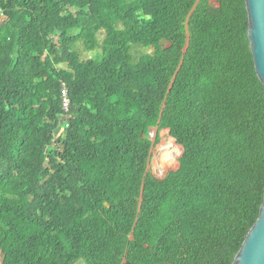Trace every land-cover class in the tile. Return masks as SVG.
<instances>
[{"label": "trees", "instance_id": "16d2710c", "mask_svg": "<svg viewBox=\"0 0 264 264\" xmlns=\"http://www.w3.org/2000/svg\"><path fill=\"white\" fill-rule=\"evenodd\" d=\"M206 2L0 0L1 264H232L264 200V84L245 0ZM154 127L183 148L161 179Z\"/></svg>", "mask_w": 264, "mask_h": 264}, {"label": "water", "instance_id": "95a60500", "mask_svg": "<svg viewBox=\"0 0 264 264\" xmlns=\"http://www.w3.org/2000/svg\"><path fill=\"white\" fill-rule=\"evenodd\" d=\"M245 5L248 15V39L254 67L258 78L264 84V0H245ZM172 139L176 142L175 138L172 137ZM182 152L181 147L179 157ZM232 264H264V200L258 218L246 235Z\"/></svg>", "mask_w": 264, "mask_h": 264}, {"label": "rangeland", "instance_id": "374dc122", "mask_svg": "<svg viewBox=\"0 0 264 264\" xmlns=\"http://www.w3.org/2000/svg\"><path fill=\"white\" fill-rule=\"evenodd\" d=\"M4 20V17H3ZM159 138V140L156 142V139ZM171 136L168 132V130H161L159 131L157 127L150 129V139L153 143V146L151 148V158L147 167V170L155 177L157 178H163L169 171L175 170L178 166V158L176 159L177 165L166 163V160L163 161L166 165V171L162 173L160 164H161V157H162V151L166 150L162 148V144L168 145L167 150L170 152L169 157H173L174 153L178 151V144L174 141V143L170 144L171 142ZM180 147V146H179ZM163 149V150H161ZM168 164V165H167ZM2 255L0 252V264H1Z\"/></svg>", "mask_w": 264, "mask_h": 264}, {"label": "bare ground", "instance_id": "6f19581e", "mask_svg": "<svg viewBox=\"0 0 264 264\" xmlns=\"http://www.w3.org/2000/svg\"><path fill=\"white\" fill-rule=\"evenodd\" d=\"M172 143H174V140L171 138L170 144H172ZM161 147L166 149V150L161 149L163 151H162L160 168H161L162 173H164L166 171V165H165V163H163V161L166 160V163H169L171 161L170 164L174 163L175 165H177L176 159L178 158V156L181 153V147L178 146V151L176 153H174L173 157H169L170 152L167 150L168 145L162 144Z\"/></svg>", "mask_w": 264, "mask_h": 264}, {"label": "crops", "instance_id": "0c3cea01", "mask_svg": "<svg viewBox=\"0 0 264 264\" xmlns=\"http://www.w3.org/2000/svg\"><path fill=\"white\" fill-rule=\"evenodd\" d=\"M201 2V0H199ZM208 11L211 13H218L220 10L219 0H207ZM5 18V15L3 16ZM2 21V20H1Z\"/></svg>", "mask_w": 264, "mask_h": 264}, {"label": "built area", "instance_id": "2783aa9c", "mask_svg": "<svg viewBox=\"0 0 264 264\" xmlns=\"http://www.w3.org/2000/svg\"><path fill=\"white\" fill-rule=\"evenodd\" d=\"M3 16H4V13H3V10H2V8H0V25H1V20L3 19ZM66 89L64 88L63 90H62V105H63V109L65 110V111H67L68 109V104H69V101H68V97H67V95H66Z\"/></svg>", "mask_w": 264, "mask_h": 264}, {"label": "clouds", "instance_id": "9594fccd", "mask_svg": "<svg viewBox=\"0 0 264 264\" xmlns=\"http://www.w3.org/2000/svg\"><path fill=\"white\" fill-rule=\"evenodd\" d=\"M2 21H3V19H2ZM2 23V22H1Z\"/></svg>", "mask_w": 264, "mask_h": 264}]
</instances>
